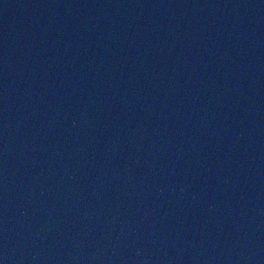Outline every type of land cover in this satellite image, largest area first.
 Returning <instances> with one entry per match:
<instances>
[{
	"label": "water",
	"instance_id": "1",
	"mask_svg": "<svg viewBox=\"0 0 264 264\" xmlns=\"http://www.w3.org/2000/svg\"><path fill=\"white\" fill-rule=\"evenodd\" d=\"M0 264H264V0H0Z\"/></svg>",
	"mask_w": 264,
	"mask_h": 264
}]
</instances>
